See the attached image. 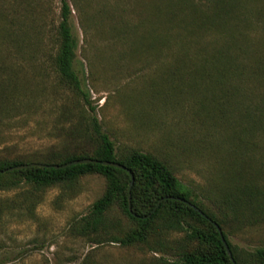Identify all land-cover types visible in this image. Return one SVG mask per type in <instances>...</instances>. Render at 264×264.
<instances>
[{"label":"rangeland","instance_id":"1","mask_svg":"<svg viewBox=\"0 0 264 264\" xmlns=\"http://www.w3.org/2000/svg\"><path fill=\"white\" fill-rule=\"evenodd\" d=\"M68 1L79 42L75 69L119 153L164 160L223 221L234 246L245 253L263 247L264 0H239L212 25L201 15L205 7L191 13L174 7L177 0ZM61 7V0H41L32 49L0 46V65L19 84L0 108V158L60 149L93 116L54 65ZM105 187L92 175L69 186L0 189V264H80L87 255L96 264H181L182 249L194 247L182 232L121 247L73 231ZM245 194L254 197L255 215ZM110 216L129 228L118 208Z\"/></svg>","mask_w":264,"mask_h":264},{"label":"trees","instance_id":"2","mask_svg":"<svg viewBox=\"0 0 264 264\" xmlns=\"http://www.w3.org/2000/svg\"><path fill=\"white\" fill-rule=\"evenodd\" d=\"M238 1L177 0L173 6L191 13L203 6L205 8L201 15H206L207 23L212 25L238 8ZM40 2L41 0H0V46H8L18 52L23 44L32 47L31 36L41 29L38 22L41 15ZM61 2V22L57 32L59 49L54 65L62 84L90 106L93 116L84 124L82 132L75 128L70 131L68 145L34 158H0V171L31 163L66 165L76 160L93 159L117 162L130 169L134 177L133 186L131 187L133 178L128 171L94 162L63 169L32 167L7 172L0 175V189L10 190L22 183L33 184L41 189L57 185L69 186L86 176L98 175L106 181L105 191L94 202L89 214L73 227L74 232L88 237L92 243L100 245L109 242L121 247H133L147 245L155 236L168 232H182L186 234L187 244L194 247L182 249L179 254L181 264H264V246L250 253L242 252L234 246L224 231L223 221L204 208L195 190L182 183L167 162L152 153L139 150L119 153L116 143L103 130L96 107L92 104L90 91L75 69L79 42L70 23L73 11L68 0ZM206 10L212 13L207 14ZM2 57L4 59L5 55ZM18 87L14 75L0 65V108L14 98L12 92ZM245 195L247 209L255 215L254 197ZM130 197L133 213L141 218L135 217L130 211ZM161 200L164 201L157 208ZM183 200L197 206L222 227L235 263L214 224ZM116 208L130 224L127 230H122L119 223L110 216ZM116 228L118 232L112 233V229ZM105 234L108 235L107 238H104ZM158 244L163 246L162 240ZM80 264L96 263L87 255Z\"/></svg>","mask_w":264,"mask_h":264},{"label":"water","instance_id":"3","mask_svg":"<svg viewBox=\"0 0 264 264\" xmlns=\"http://www.w3.org/2000/svg\"><path fill=\"white\" fill-rule=\"evenodd\" d=\"M101 163L103 165H107V166H112V167H115V168H118V169H121V170H126L128 171L132 178H133V181L131 183V187L133 186V182H134V177H133V173L130 169H128L127 167H125L124 165L120 164V163H117V162H110V161H97V160H93V159H82V160H76V161H73L69 164H66V165H48V164H40V163H31V164H25V165H21V166H17V167H13V168H10V169H7V170H4V171H0V175L1 174H4V173H7V172H13V171H18V170H24V169H29V168H32V167H44V168H53V169H63V168H67L69 166H73V165H81V164H87V163ZM175 199V198H173ZM164 200H161L158 205H157V208L160 206V204L163 202ZM184 202L188 203L191 207H193L196 211H198L203 217H205L206 219H209L213 224L214 226L218 229L221 237H222V240L227 248V251L229 253V256L231 257L232 261L235 263V260H234V257H233V253L231 251V248L225 238V235H224V231L222 229V227L215 221H213L212 219H210L208 217L207 214H205L201 209H199L197 206H195L194 204L190 203V202H187L185 200H183ZM156 208V209H157ZM155 209V211H156ZM130 211L133 213V209H132V204H131V197H130ZM135 217L137 218H141L140 216L136 215L135 213H133ZM150 217V216H148ZM148 217H143V218H148Z\"/></svg>","mask_w":264,"mask_h":264}]
</instances>
